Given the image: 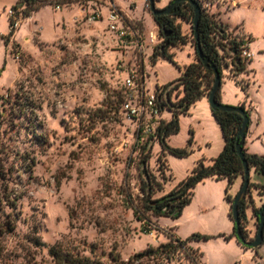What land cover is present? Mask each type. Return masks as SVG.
<instances>
[{
    "label": "rangeland",
    "instance_id": "374dc122",
    "mask_svg": "<svg viewBox=\"0 0 264 264\" xmlns=\"http://www.w3.org/2000/svg\"><path fill=\"white\" fill-rule=\"evenodd\" d=\"M18 1L0 0V264H52L49 248L57 243L104 264H111L115 256L128 261L168 242L169 234L188 241L205 264H264V242L253 250L233 235L226 179L200 184L177 219L148 213L150 222H144L136 212L144 209L145 167L161 182L173 176L153 196L163 197L203 159L197 156L206 148V140L213 142V153L219 145L209 126L211 106L205 97L191 113L180 115V132L167 140L171 147H188L192 154L178 158L165 153L153 138L151 157L146 165L142 163L145 156L137 127L119 99L126 75L145 66L150 90L175 84L182 76V69L167 59L160 58L153 66L152 55L164 39L149 1L114 0L134 29L141 30L139 43L121 40L105 28L108 8L104 23H98L83 18L77 5L61 10L47 5L31 19L14 12L18 24L9 36V11ZM174 1L156 0V6L165 9ZM200 3L218 27L238 41L248 40L251 34L253 43L248 45L262 51L251 58L255 79L249 61L247 73L234 75L231 67L224 69L223 88L233 94L235 81L247 88L244 106L251 111V134L246 141L253 140V148L264 153V0ZM176 23H181L189 42L171 52L184 69L196 57L192 25ZM183 94L180 89L173 101ZM163 117L169 120L172 114L166 110ZM217 129L221 138L219 125ZM251 170L250 183L264 186V175ZM241 187L237 180L229 194L235 198ZM252 190L254 201L262 207L264 195ZM247 217L252 240L259 224L253 207L247 209ZM198 234L209 238L192 239ZM136 264L192 263L178 250L170 260L152 256Z\"/></svg>",
    "mask_w": 264,
    "mask_h": 264
},
{
    "label": "trees",
    "instance_id": "16d2710c",
    "mask_svg": "<svg viewBox=\"0 0 264 264\" xmlns=\"http://www.w3.org/2000/svg\"><path fill=\"white\" fill-rule=\"evenodd\" d=\"M176 1V0H175ZM201 6L200 0H194ZM173 2H171L172 4ZM50 5L49 0H19L16 5H13V11L17 14H22L23 18L31 17L33 13L42 9V7ZM195 17L194 7L187 2H181L175 6L172 12L168 15L155 16L154 20L160 27V35L164 39V44L158 47L157 52L152 55L153 66H156L160 58L167 59L174 63L180 70L182 69V76L174 84V87L168 94V98L161 102L163 111L168 110L172 117L169 120L162 119L156 132L157 141L161 144L163 151L178 157L185 158L192 154V150L188 147L175 148L171 147L167 143V139L180 132V115H187L193 105L199 100L208 97L215 81V77L212 71L208 70L203 62L200 60L197 54V42L194 38V31L192 28V41L195 46V61L181 68L175 61V54L171 52L173 47L184 46L188 44V36L182 30L181 23H176V20L185 21L189 24H193ZM16 20L13 17H9L10 34L13 36ZM199 37L202 52L205 57L209 58L216 66L221 75L222 83L224 78V69L234 70V75H240L247 73V64L250 60H246L242 57V50L245 46H248L247 41L240 40L232 37L231 33L224 28L218 27V24L214 22L204 11L199 23ZM251 38H249L250 41ZM169 42V45L165 47V44ZM165 47V48H164ZM239 86V82L235 81ZM166 86L165 88H167ZM222 88V86H221ZM180 89L183 90V96L177 101H173L172 97L178 98ZM241 89L248 95L247 88L244 86ZM176 92V93H174ZM124 89L119 97L120 103L124 101ZM217 100L222 104L221 89L217 95ZM244 109L250 118L251 111L246 109L244 105L239 106ZM212 115L219 124L225 145L223 151L217 158L212 159L210 162H206L205 159L199 160L191 170L190 174L181 181L170 193L163 197L153 198L156 192H160L164 189L165 183L173 179V176H169L168 179L163 178V182L159 181L155 175L150 173L147 167L144 168V174L146 179L143 183L144 203L143 211L136 212L138 215H142L140 218L144 222H150L148 213L153 216L170 217L177 219L184 207L190 204L195 194V188L206 179L214 180H228V187L226 189V199L231 203L230 217L232 216V204L234 198L229 194V189L239 178H244V167L242 160L237 152L238 133L243 124V116L237 112H221L219 110H213L211 108ZM251 123V119H250ZM250 126V124H249ZM152 140V138H151ZM192 143V138L189 141ZM142 152L145 156L142 163L146 165L148 158L151 157L152 145L150 139L143 143ZM243 153L247 159L250 169L254 168L257 173L264 175V155L250 154L247 152L246 147H243ZM159 161H161V158ZM163 165V163H162ZM164 166V165H163ZM164 169V167H162ZM161 169V170H162ZM163 176V175H162ZM252 188L259 190L261 195H264V186L254 185L250 183L247 195L239 204L241 231L246 240L251 239V233L248 229V217L247 209L253 207L254 216L259 223V214L263 211V207H255L254 199L252 195ZM234 220V219H233ZM235 222V221H234ZM8 230H13L7 227ZM233 235H236V223ZM233 235L226 236V239L231 238ZM169 241L159 245L158 247H149L145 251L135 254L128 261L120 259L118 256L113 257L111 264H136L142 262L143 259L149 257H163L168 259L176 254L178 250L184 251L192 264H203L201 261V254L198 251L188 246V241H183L177 238L174 234H169ZM207 236L194 235L192 239H208ZM239 243L248 248L249 246L240 240ZM257 250V248H252ZM49 255L52 258V264H104L89 256H81L75 252L64 248L60 244H54L49 248ZM37 264V263H34Z\"/></svg>",
    "mask_w": 264,
    "mask_h": 264
},
{
    "label": "built area",
    "instance_id": "2783aa9c",
    "mask_svg": "<svg viewBox=\"0 0 264 264\" xmlns=\"http://www.w3.org/2000/svg\"><path fill=\"white\" fill-rule=\"evenodd\" d=\"M49 4L57 10L65 6L77 5L80 8L83 18L89 22H98L105 17L104 9L108 8L107 28L119 39L131 42L141 41L143 35L140 29H134V25L127 20L124 12L118 7L114 0H49ZM9 17H14V11L10 9ZM15 22V29L17 27ZM156 36H152L154 42ZM252 53L248 46L242 50V57L246 60L252 58ZM149 74L146 67H137L127 73L124 81V101L122 110L126 113L129 121L135 123L138 132V141L145 143L149 137L157 139L156 132L163 117L161 102L168 98L169 92L174 84L167 88L159 87L150 90L146 79ZM150 139V141H152Z\"/></svg>",
    "mask_w": 264,
    "mask_h": 264
},
{
    "label": "water",
    "instance_id": "95a60500",
    "mask_svg": "<svg viewBox=\"0 0 264 264\" xmlns=\"http://www.w3.org/2000/svg\"><path fill=\"white\" fill-rule=\"evenodd\" d=\"M148 1L150 3V11L154 17L170 14L172 10L175 8V6L181 2L190 3L194 7L195 17H194V21L192 24V28L194 31V38L197 42V49H196L197 54L200 60L205 65V67L208 70L212 71L215 77L213 88L208 96L210 106L213 110H219L221 112H237L241 114L244 118L242 127L238 133L239 141L237 142V145H236L237 152L242 160L243 167H244V178H243L242 187L233 200L232 216L236 223V235L239 238V240L242 242H245L249 247H252L254 249L258 248L264 242V207H263V211L259 214V224H258L256 236L252 240H246V238L244 237L241 231V220H240V212H239V204L247 195L248 189L250 187L251 169L247 162L245 154L243 153V147L246 144V137H247V133L249 130L250 118H249L248 113L241 107L223 105L217 100V95L222 86V78L217 69V66L209 58L205 57L201 49L200 37H199L200 36L199 35V23H200V19L202 16L201 6L199 5L198 2H195L194 0H176L172 4H170L167 8L159 9L156 6V0H148ZM168 45H169V42L165 44V47H167Z\"/></svg>",
    "mask_w": 264,
    "mask_h": 264
},
{
    "label": "crops",
    "instance_id": "0c3cea01",
    "mask_svg": "<svg viewBox=\"0 0 264 264\" xmlns=\"http://www.w3.org/2000/svg\"><path fill=\"white\" fill-rule=\"evenodd\" d=\"M18 1V0H17ZM15 3H17V2H15ZM14 4H11V6H13ZM34 16V13H33V15L29 18V19H31L32 17ZM106 17V16H105ZM105 17L103 18V20H100V21H98V23H104V20H105ZM8 22H9V18H8ZM105 28H107V25L105 26ZM184 30H186V29H184ZM247 37H248V40H245V41H248L247 43L249 44L250 42H251V44L253 43V36L251 35V34H247ZM249 38H251L250 39V41H249ZM248 46H250V45H248ZM250 48V50H251V53H252V55H253V58H254V56H256L257 54H259V53H262V51H254V50H252V46H250L249 47ZM195 61V59H193V62ZM253 62H254V60L252 59V61H251V63H250V68H251V71H253V73H254V79H255V75H256V72H255V70L253 69ZM224 78H223V83H222V88H221V100H222V102L223 103H227V104H230V105H235V106H241V105H248V103H247V101H248V95L241 89V87H239L238 85L235 87V88H237L236 89V91L232 94V93H230L229 91H227V90H224V88H223V85H224ZM253 93V92H252ZM252 93H251V95H250V100L253 102V105L255 106V109L257 110V106L254 104V101L252 100ZM193 107H195V105H193L192 107H191V109H190V111H189V113H191V111H192V108ZM257 112H258V110H257ZM256 112V113H257ZM211 115H212V111H211ZM209 113H208V122H209V126L211 125L212 127H213V129L215 130V133L217 134V136L219 137V145H217V147H216V150H214V153L212 152V151H210V150H212V144H213V142L210 140V139H208V140H206V143H205V149H203L202 150V153L199 155L198 154V156H197V158L198 157H200V156H203V159H205V161L206 162H210L212 159H214L220 152H221V150H222V147L224 148V145H225V140H224V137H223V134H222V131H221V138H220V135H219V131H218V129H217V125H219L218 123H217V121L215 120V118L213 117V115L211 116ZM212 118H214V119H212ZM216 122V123H215ZM217 124V125H216ZM249 132H250V126H249V130H248V133H247V138H248V136H249ZM250 134H251V132H250ZM168 140V139H167ZM211 147V148H210ZM254 147V145H253V140H251V142H250V140L248 141H246V150H247V152L248 153H250V154H263L264 155V153L260 150V149H258L257 147L256 148H253ZM200 149H202V147H200ZM210 153H213V154H210ZM209 156V158H207ZM253 169V168H252ZM252 171V170H251ZM251 171H250V175H251ZM206 180H208V179H206ZM205 180V181H206ZM210 180V179H209ZM211 180H214V179H211ZM237 180H239L240 181V186H241V183H242V178H239V179H237ZM236 180V181H237ZM204 181V182H205ZM235 181V182H236ZM204 182H202V183H204ZM202 183H200V184H202ZM199 184V185H200ZM198 185V186H199ZM197 186V187H198ZM196 187V188H197ZM195 188V189H196ZM194 192H195V190H194ZM263 201V200H262ZM264 202V201H263ZM254 203L256 204V202L254 201ZM256 207H259L258 206V204H256ZM202 263L203 264H205L204 263V261H203V259H202Z\"/></svg>",
    "mask_w": 264,
    "mask_h": 264
}]
</instances>
